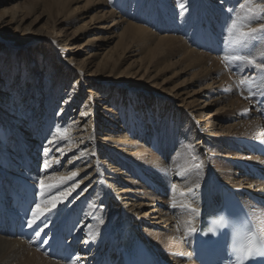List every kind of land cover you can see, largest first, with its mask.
I'll list each match as a JSON object with an SVG mask.
<instances>
[{"label":"bare ground","instance_id":"1","mask_svg":"<svg viewBox=\"0 0 264 264\" xmlns=\"http://www.w3.org/2000/svg\"><path fill=\"white\" fill-rule=\"evenodd\" d=\"M28 1L0 0L2 11L0 20L8 15L11 17L10 22L17 24L19 28L22 14L25 11L31 12L36 8L34 5H37L36 3L31 5L27 3ZM76 1L37 0V3L43 8L45 16L55 15L57 20L64 21L65 26L68 27L71 21L69 18L74 16L76 11V8L72 7ZM105 1L108 6L114 8L113 13L107 17L112 23L98 29L111 31L121 26L125 20L134 17L139 19L138 22H143L141 17L145 8L140 10L139 8L143 2L146 3V0H86L85 4L91 2L105 4ZM161 1L156 2L160 9ZM170 1L174 2L176 19L179 26H184V32L174 31L177 37L160 35L158 32L160 28L155 22L164 21V16L159 10L161 15L156 12L149 20L147 19L145 23L147 28L135 23L124 29L122 37L132 41L129 40V44L124 47L123 60L128 61L141 55L148 56L147 58L152 56L154 59L157 56L159 61L156 60V67L153 69L156 73L162 72L167 65L182 66V73H187L193 68L197 69L198 71H194L192 76L195 79L190 80L186 87L182 84V88L184 87L182 93L180 89L173 90L174 95L171 96L154 92L155 96H151L150 101L142 103L140 99L145 96L134 98L135 95L128 91L134 90L132 88L134 85L129 82L131 75L124 74L127 82L120 80L124 75L112 74L114 69L107 64H100L99 71L88 74L93 77L92 80L83 81L84 76L87 77L86 70L89 64L77 65L73 59L61 57L63 54L74 55L71 40L58 39L61 37V31L53 30L51 34H40L41 38L36 42L39 45L34 46L32 52H24L20 55V65H17L14 51L7 48L0 50V184L6 183L9 187L5 194L0 186V196L6 200L0 201V205L11 203L13 216L18 217L14 221H9L11 228L7 230L8 236H4L3 233L7 228V220H0V264H71L72 260H75L76 264H118L116 259L121 257L118 245L121 242V235L128 228H135L146 249L153 255H161L170 264H195L189 255H184L188 253L187 242L191 239L188 223L191 220L190 211L199 210L200 215L196 218L199 224L203 216L219 204L221 186L225 185L235 190L250 213L264 212L263 207L250 202L251 198L264 197V183L253 176L255 172L264 170V120L260 118V114L264 112V76L259 75L258 69L247 64H232L231 66L235 67V76L228 80L232 75L223 74L226 71L214 57L200 53L189 46V44L194 46L202 44L205 46L202 50H206L207 46L214 49L218 47V42L225 40L221 35H225L227 40L238 37L237 30L234 29L233 34L229 35L225 27V25L230 27L232 20L237 21L238 27L245 22L246 28L254 27L260 30L261 25H264V0H250L255 4L257 14L243 12L225 17L222 13L221 23L215 25V28L214 25H210L212 23L206 21L207 26L200 30L201 37L198 39L191 33H189L190 38L186 39L189 25L185 23V16L190 15L193 16L194 21L198 19L201 21L205 20L203 17L210 14L211 10L206 14H202L201 11L192 13L187 8L190 7L189 3L195 0ZM204 1H209L214 6L223 1L225 7L239 1L244 2V0ZM10 3L12 6L6 8L5 6ZM149 4L151 6L146 5V10L153 7L151 0ZM181 5L186 8L183 15H179L182 11ZM130 6L133 8L130 9ZM240 18L246 19L242 21ZM247 21L251 22L247 23ZM181 37L185 41L188 40V43L185 44ZM106 39L110 40L112 37ZM195 40L197 44H194ZM1 41L5 40L0 37ZM91 41L89 40L88 43ZM99 41L102 40L99 38ZM46 42L49 46L46 53L41 55L39 47ZM28 44L33 45L34 42ZM101 47L102 45L94 43L92 51H99ZM227 50L229 52L227 56L229 54L231 56L234 50L231 48ZM29 53L32 56H29ZM244 54H251L257 61L264 59V39H261L256 47L244 50ZM92 55L97 56L94 53L89 56ZM56 59L62 62L61 65L51 67ZM160 64L162 67L158 66ZM43 65L44 72L40 69ZM144 67L143 64L137 66L141 70ZM152 67H145L142 75L137 71L134 72L140 75L137 80L144 78L148 80L150 76L145 73ZM17 68L20 70L18 84L15 77ZM237 70L238 73L235 72ZM100 72L108 75H100ZM112 75L116 78L111 79ZM242 77L248 78L245 79L244 84L240 82ZM41 78L43 86H39L37 82ZM203 79L211 83L204 86ZM9 81L11 84L8 87V84L4 83ZM88 82L97 90L94 93L85 92L88 94L87 101L81 109L79 118H74L73 109L81 100V96H77V91ZM26 83L28 85L25 92L23 87H26ZM69 83L74 90L67 94L64 108L58 111V117L52 125L53 130H50L46 122L48 129L44 126L37 136L31 135L30 139L25 138L28 131H31L28 130L27 123L31 126L38 124L41 118L47 120L52 112L51 102L54 98H59L60 89ZM94 83L103 86L98 88ZM195 84H198L196 87H202L198 92L199 100H205L202 101L204 108L199 109V100H190L186 103L181 97V104L176 105L173 99H179L178 96L185 94L189 97L191 93L193 97L197 96L198 92L188 90L189 86L195 87ZM19 90H22L25 96L29 94L31 105L41 102L39 96L41 92L44 94L43 116L39 115V110L33 113V119L25 118L27 112L22 107L18 110L17 106H14ZM9 91V98L12 95L14 99L13 104L6 106L5 98L8 96L3 92ZM214 93L220 95L218 100L212 96ZM255 96L257 97L252 103L249 99ZM88 99H90L89 104ZM118 100L119 103L124 102V109L114 107ZM218 101L223 104L221 109L216 110L220 112L219 115L214 113L213 118L201 122L206 116L205 112L211 109V106L206 105L214 102L213 104L217 106ZM257 103L261 104V108ZM97 108L98 114L95 113ZM123 114L126 115L127 120L118 126V118ZM141 114L149 117V121L146 122L148 121L154 130L155 135L152 138L147 137L143 131V126L146 124L139 119L142 117ZM87 116L89 120L93 116L97 118L96 128H94L95 122L93 124L89 120L82 124ZM80 118L85 120L81 121ZM221 119L229 123L221 126L219 124ZM41 137L45 141L43 146L37 142ZM14 140L19 143V147H30L37 155L39 148L42 147L44 150L45 146L49 147L51 151L48 156L42 154V166L47 160L50 167L47 169L43 167L40 176L36 178L35 171L28 168L36 167V164H25L24 169L21 165L17 166L11 158L15 155L14 150L9 148L12 147L11 142ZM49 140H53V144L49 145ZM196 140L197 142L194 143ZM140 141L145 144L140 145ZM114 155L121 156L123 161L116 163L114 160L112 163ZM9 161L13 164L14 171L8 169L11 164ZM73 172L76 173L75 177L72 176ZM134 175L136 176L133 177ZM41 178L44 179L45 186L57 185V187L52 188L51 192H46V200L42 206L49 211L36 224L28 227L27 221L32 215L30 209L35 208L29 197L30 190L21 197L6 199L5 196L9 197L13 190L28 182L36 190L38 203H41L42 189L38 186ZM61 193L66 198L61 199ZM54 198L59 202L55 208H51L47 200ZM145 207H148L147 212H143ZM45 218H47L46 227L43 223ZM101 219L104 221L103 224L100 223ZM55 221H59V226L53 229ZM142 227L145 229L143 230ZM39 228H43L44 231L41 232L40 237H37L35 231ZM60 228L62 229L59 232ZM68 233L73 242L76 241V244L79 242L84 257H75V254H72L63 243V237ZM50 253L56 254V258L50 259ZM77 257L79 259H76Z\"/></svg>","mask_w":264,"mask_h":264},{"label":"rangeland","instance_id":"2","mask_svg":"<svg viewBox=\"0 0 264 264\" xmlns=\"http://www.w3.org/2000/svg\"><path fill=\"white\" fill-rule=\"evenodd\" d=\"M151 1L153 2L152 8H149L148 10H146L147 9L146 5L151 6L149 4L150 0H146V3L143 2L141 4V7L139 8V10L142 8H145L142 11L143 14L141 17L143 22H138L139 19H136V17H134L131 19H127V21L125 20L121 26L115 27L111 31L107 30V32H106L105 30L98 29L101 26L107 27L109 24L112 23L110 21V19H107V17H109V15L111 13H113L114 8H111L110 6H108L106 1H105V4H100V3L97 4L94 2H91L89 4H85L86 0H77L72 6L73 9L76 8L75 9L76 11L74 13V16L69 18V20H71V21L69 22V26L67 27V26H65L66 23L62 20H57L55 15L45 16V12L42 10L43 8L40 5H38L37 0H32V1L29 0L27 3H29L31 5L36 3L37 5H34V6H36V8L34 10H31V12L25 11L24 14H22V17H21L22 20L20 21V19H19L20 24H21V25H19V28L17 27V24H13L10 22L11 17L8 15H7V17L0 20V37L5 40V41L0 42V47H1L0 50L7 48L11 51H14L16 54L17 65L18 64L20 65L21 64V56L20 55H22L24 52H32L33 51L32 49H34V46H37V44H38V43H36L37 39L41 38L40 34H45V33L51 34L53 32V30H55L57 32L61 31V34H60L61 37H58V39L61 40L63 38H66V40H71L70 41V43L72 44L71 48L73 49V52H74V53L72 52L74 55L63 54V55H61V57H63L64 59L71 58L74 60L75 63H77V65H79V63H85V65L89 64V66L87 67V70H86V71H88V73H86L87 77L85 75L84 76L85 78L82 79L83 81L87 82L88 80L93 78V77L89 76L88 74H91L92 72L95 73V72L99 71L98 69L101 68L100 64H107V65L111 66V68L113 67L114 70H113L112 74H115L116 76L118 74L131 75L129 82H131L134 85V87H132V88H134V90L133 91L128 90V91L131 94L135 95L134 98L136 96L139 98L140 95L145 96V98L142 97L140 99V102H142V103H147L148 101H150V98H151V96L154 95V92H157L160 94H165V95L168 94L171 96V94L174 95L173 90L176 89V91H178L180 89V92L182 93L183 91H181V90L184 87H186V85L188 86V83L190 82V80L195 79V77L193 78L192 76L194 75L193 74L194 71H198L197 69L193 68V70H191L187 73H182V71H181L182 66L167 65V68L162 69V72L156 73V71H153V69L156 67L155 62L159 61L157 56H155L156 59H154L152 56H151V58H147L148 56L144 57V55H141V56H138L137 58L134 57L132 59H128V61L123 60L124 55H125V54H123L124 53V47L129 44V40L132 41V39L125 40L122 37L121 34L124 32V29L125 30L128 29V25L135 24V23H136V25H140V26L147 28V25L145 24L146 21H148L149 18L153 14H155L156 12H158L161 15L159 10L162 12V14L164 16L163 17L164 21L155 22L156 25L160 28L159 31L158 30H155V31H158L160 33V35H166L167 34V35H171L173 37H177V34H175V32H177V31L178 32H182V31L184 32V26H182V27L179 26V23L177 22V19H176L177 11L173 7V3H174L173 1L171 2L170 0H165L166 3L164 2V0L163 1L151 0ZM160 1L162 4L161 9L156 5V2H160ZM215 1H217V0H215ZM227 1H230V0H227ZM242 2L243 1H239L238 3H232V5L229 7L223 6V1H221L219 3V5H217V6H214L213 4L209 3V1H204V0H195L193 3H189L190 7H188L187 9L191 10L192 13L195 11H201L202 14H204V13L206 14V12L210 11V10H211L210 11L211 13L204 16L203 18L205 20H201V21H200V19L194 21L192 19L193 16H190V15L185 16V19H186L185 23L189 25V28L186 30L187 32L185 31L186 32V35H185L186 39L190 38L189 33L195 34L197 39L200 38L201 37V35H200L201 31L200 30L204 29L205 25L207 26L206 21H208L209 23H212L210 25L211 26L214 25V28H215V25H219L221 23L222 13L225 14V17H228V15H230L232 17L235 14H240L243 12H249V13H253V14L258 13V10H256V8H255L256 7L255 4L251 3L250 0H249V2H247L245 4V7L243 9H241L239 7V3H242ZM216 4H218V3H216ZM10 6H12L11 3L5 7L9 8ZM2 8L6 9V8H4V6H2ZM132 8H133V6H132ZM132 8L130 6V9H132ZM232 8H235V12L230 11ZM0 12H2L1 7H0ZM219 12H221V13H219ZM9 14H12V13H9ZM137 16H138V14H137ZM3 20H4V22H2ZM136 20H137V22H136ZM167 20H169V21H167ZM149 29L151 30V28H149ZM214 36H216V35L214 34ZM221 36H222L221 38H225V40H227L226 39L227 37H225V35H221ZM108 37H112V39L107 40L106 38H108ZM99 38L102 41H99ZM221 38H219V39H221ZM181 39H183V38L181 37ZM89 40H92V41L88 43ZM32 42H34L33 45L28 44V43H32ZM184 42L186 44V43H188V40H186V41L184 40ZM94 43L102 45V47L99 51H96V52L92 51V46ZM42 44L43 45L39 48H40L41 55H44L46 53V49L48 48L49 44L47 42L42 43ZM194 44H197L196 40L194 41ZM204 44L206 45L205 41H204ZM197 45L198 46H194V45L189 44L190 48H192V49H194L200 53L201 52L205 53L208 56L210 55V57H212V58L214 57L220 63L222 68H224L223 70L226 71L223 74L232 75L231 78H229L228 80H231L232 77L235 76V73H234L235 67H232L231 65H229L228 62L224 59L229 52H228L225 44L223 43V39L221 42H218V44H217L218 47L214 48V49H211L210 46H207L206 50H202V49H205V46L202 44L201 45L197 44ZM209 49H211V50H209ZM93 53L97 54V56L96 57H94L93 55L89 56ZM30 54L31 53H29V56H32ZM229 56H230V54H229ZM138 59H139V61H138ZM171 61H173V60H171ZM168 62H170V61H168ZM61 63L62 62H60V60L57 61V59H56L52 62L53 66H51V67H54V66L59 67L61 65ZM138 64H139V66L143 64L145 67L153 66L152 68H150V70L147 71V73H145V74H148V76H150V78L148 77L149 78L148 80L146 78L137 80L138 77L140 75H142L143 72L145 71V67L142 70H141V68H137ZM161 64L158 66L162 67ZM129 66H132V67L130 68ZM40 69H41V71L44 72L45 71L44 65ZM19 71L20 70H18V68H17V71L15 73V77L17 79V84L20 81L19 80L20 79ZM136 71L139 72L138 74H140V75L134 74V72H136ZM235 72L238 73V70ZM100 75L105 76V75H108V73L100 72ZM115 75H112L111 77H113V78H111V79L116 78ZM0 76H1V74H0ZM66 76H67V73H66ZM16 79H14V80H16ZM120 80H123L125 82L128 81L126 75L121 76ZM203 81H204V86L211 83L207 79H203ZM29 82L31 83L30 80H29ZM37 82L39 83V86L40 85L43 86V84H42L43 79L42 78L40 80H38ZM4 84H6V85L8 84V87H9L10 86L9 84H11V82L9 81L8 83H4ZM182 84H185V86L183 88H182ZM25 85H26V87L24 86L23 88H25V92H26L28 83H26ZM197 85L198 84H195V87L189 86L188 90L190 92H193V91L198 92L202 87H196ZM71 86H72V84H70V83L66 87L63 86V88L60 89L61 93H60L59 98L58 99L54 98L53 101L51 100L52 101L51 105H53V107L51 108L52 112L50 113V116L47 120L45 118H41L39 120L40 122L38 124H36V125L33 124L31 126H29L28 125L29 123H27L28 130H31V131H28V134L25 135L26 136L25 138L30 139L31 135L37 136L38 134H40V132H41L40 130L44 126L48 129V125H49L50 130H53L52 125H54V122L56 121V118L58 117V113H59L58 111L60 109L64 108L63 104H65V98H66L67 94L73 92L72 90H74V89H71L72 88ZM95 86L99 88L100 86H103V85H96L95 84ZM70 89H71V91H70ZM96 90L94 87L91 86L90 82L86 83L85 85H83L82 88L78 89L77 96L78 97L81 96V100L79 103L76 104L75 108L73 109V114H74L73 117L74 118H79V115L81 113V109H82L83 105L85 104V102L87 101L88 94L85 92L91 91V93H94V92H96ZM3 93L5 96L6 95L8 96V98H5L6 99V101H5L6 106L10 105V103H12V100L14 99L13 96L11 95V98H9L10 91L9 92H3ZM17 93L19 95H16V97H15V100L17 99V101L14 104V106H17L18 110H20L22 107L23 110L25 112H27V113H25L26 119H33L34 118L33 113L35 111H39V110H40L39 115L40 116L44 115V113H42V112H44V110H45V101H44L45 96L42 92H41V96H39V100H41V102L34 103L33 105H31L32 101H31V98L29 99V94L27 96H25L26 94H24V92H22V90L17 91ZM192 95L193 94L191 93L188 97L187 95L184 94L182 96H178L179 99H173L172 97H170V98L173 99V101H175L176 105L181 104L180 103L181 98L184 99L186 103H188V101H190V100L191 101L192 100H199V92H198L197 96H195V97H193ZM212 96L217 98V100L220 98V95H218L216 93H214ZM256 97L257 96H255L254 98L251 97L249 100H252V103H253L255 101L254 99H256ZM215 98H212V99H215ZM88 100H89L88 101V104H89L90 99H88ZM203 100L204 99H200L198 101L200 103L199 109L204 108V106H205V105H203V102H202ZM9 101H11V102H9ZM91 101H92V99H91ZM29 103H30V105L27 106V104H29ZM118 103H119V100H118L117 104L114 105V107L118 108L120 110L124 109V104H123L124 102L119 103V104ZM213 103L214 102H209L210 105H208V104L206 105L207 107L211 106V109L209 111L205 112L206 116H205V118L201 119V122L208 120L207 118H213L214 113L219 115L220 112L216 111V110L220 107L222 108L223 104L221 103V101L217 102L219 104L217 106H215ZM29 108H31V110H29ZM95 111H96L95 113H97L98 108L95 109ZM121 116L118 118V123H117L118 126L119 125L121 126L122 122L127 120V117L125 114H123L124 117L123 116L121 117ZM141 116L142 117H139V119L141 121H143L142 122L143 124H146L145 126H143V131L145 132L147 137L152 138L155 134H154V130L152 128V125H150L148 122L149 117L148 116L144 117L143 114H141ZM260 118L263 120L264 116L262 114H260ZM80 119H81V121L85 120L84 118H80ZM89 119H90L89 116H87L86 120L82 124H85ZM96 119L97 118L93 116V118L91 120H89L90 123L94 124V122H95L94 128H96V121H95ZM146 120H148V121L146 122ZM224 120L225 119H221L219 121V124L221 126L229 123L228 121H224ZM46 122H48V125H45ZM61 122H63V121H61ZM102 122H103V120H102ZM144 122H146V123H144ZM66 123H67V120L65 121V124ZM177 124H180V123L177 122ZM22 134L24 135L23 132H22ZM34 141H35V139H34ZM37 142L42 146L45 145V143H44L45 141H43L42 137L39 140H37ZM196 142H197V140L194 143H196ZM143 143L145 144V142H143V141L139 142L140 145H143ZM11 144H12V147H9V148H12L14 150V154H15L14 156L11 157L12 162H15L17 164V166L21 165L23 169L25 167V164L26 165H35L36 164V167L31 166L28 168L31 171H35L34 175L37 176L36 178H38L40 176L41 170L43 169V166H42L43 148L42 147L39 148V154L37 155L34 153V150L30 147H28V148H22L21 146L19 147L18 146L19 143L16 140L12 141ZM197 147H198V145H197ZM37 156H38V158H37ZM35 157L37 159H35ZM18 159H20V160H18ZM114 160L116 163L123 161V160H121V156L119 157L118 155H116V156L114 155L112 163L114 162ZM9 162L11 163V161H9ZM12 165L13 164L11 163L10 166L8 167V169L14 171V167ZM135 176L136 175H134L133 177H135ZM0 186H1V190L5 194H7V190L9 188L7 186V184L1 183ZM28 190H30V192H31V202L33 203V205H36L38 203V197H37L36 190L33 189L32 186L30 184H28V182H27V184H21L19 187H17V189L13 190V192H11L9 194V197L5 196V198L9 199V198H13L16 196L21 197ZM32 192H33V194H32ZM0 201H6V200L2 199V197L0 196ZM10 205H11V203H10ZM147 211H148V207H145L143 209V212H147ZM53 224H54L53 229H55L59 226V221H55ZM144 229L145 228H143V230ZM67 241L71 242V240L69 238H67ZM81 250L82 249H78L77 252L80 256L84 257L83 253L80 252Z\"/></svg>","mask_w":264,"mask_h":264},{"label":"snow or ice","instance_id":"3","mask_svg":"<svg viewBox=\"0 0 264 264\" xmlns=\"http://www.w3.org/2000/svg\"><path fill=\"white\" fill-rule=\"evenodd\" d=\"M249 2V0H244V2L239 3V7L243 9L245 7V4ZM182 11L179 13V15H183L184 11H186V8H184L183 5H181ZM230 11L235 12V8H232ZM230 20H232L231 17H229ZM242 21H244L246 18H240ZM251 21H247V23H250ZM227 28V31L229 35L233 34V30H237L239 32V36L235 37L234 39L231 40H223V43L225 44L226 48H231L234 51H232L231 56H226L224 59L228 62L229 65L232 64H239V65H244L247 64L249 66H252L256 69L259 70V75L264 76V59L257 61L254 59L251 54H244V50L254 48L257 46L258 42L261 39H264V25H261L260 30H257L254 27H247L246 28V23L242 22L239 27L237 26V21L232 20L231 26L229 27L228 25H225ZM245 79L248 78H241V84H244ZM249 95H251V89H249ZM248 98V97H245ZM48 144L51 145L53 144V140H49ZM51 149L47 146L44 147L43 150V155L45 157L48 156L49 152ZM43 167L47 169L50 167L49 162L47 160L44 161ZM76 173L73 172L72 176L75 177ZM64 181H61L63 183ZM38 186L42 189L40 192V197H41V203H37L35 205V208L30 209L32 215L31 218L27 221V226L32 227L38 220H40L41 217L45 216V213L49 211V209L44 208L42 205L46 200V192H51L52 188L57 187V185H47L45 186V181L43 178L39 180ZM199 185H197L198 187ZM175 188V186H173ZM191 191V189H189ZM181 195H184L181 193ZM60 198H66L63 193L60 194ZM59 202L58 199H51L47 200V203L51 205V208H55L57 203ZM175 206V205H173ZM198 210L197 209H191L190 215L196 214ZM45 227L47 226V218H45V221H43ZM100 223L103 224L104 221L101 219ZM43 228H39L37 231H35V235L37 237H40L41 232H43ZM87 243V241H85ZM184 255H189L188 253H185ZM76 259H79L78 257ZM71 264H76L75 260L71 261Z\"/></svg>","mask_w":264,"mask_h":264},{"label":"clouds","instance_id":"4","mask_svg":"<svg viewBox=\"0 0 264 264\" xmlns=\"http://www.w3.org/2000/svg\"><path fill=\"white\" fill-rule=\"evenodd\" d=\"M199 215V210L190 215V233L200 230L196 219ZM225 229H230L227 253L232 258L227 264H249L250 261L259 262L260 258H264V212L248 213L239 220H230L222 212L210 219L209 227L202 234L215 237Z\"/></svg>","mask_w":264,"mask_h":264}]
</instances>
